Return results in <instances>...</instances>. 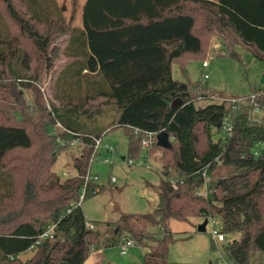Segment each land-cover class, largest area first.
I'll return each instance as SVG.
<instances>
[{
  "label": "trees",
  "instance_id": "16d2710c",
  "mask_svg": "<svg viewBox=\"0 0 264 264\" xmlns=\"http://www.w3.org/2000/svg\"><path fill=\"white\" fill-rule=\"evenodd\" d=\"M69 5L66 19L57 0H0V89L8 81L19 103L22 88L37 79L30 72L38 62L36 75L43 64L53 70L57 102L47 108L35 98L33 116L0 123V210L7 209L0 217V264H84L91 253L123 240L121 246L131 241L149 249L143 264H174L167 258L175 239L167 223L197 217L217 219L227 237L239 235L224 252L230 264H250L254 252H264V90L236 109L225 102L197 108L194 92L173 78L172 68L208 51L215 36L222 41L216 56L241 45L264 61V0H86L81 28L73 26L77 0ZM106 108H116V125L129 135L128 162L139 157L149 133L156 148L162 131L172 146L161 148L165 180L157 208L121 214L100 231L97 222L87 227L73 204L84 185L91 138L103 132L83 131V123ZM226 119L232 133L223 138ZM74 142L84 149L74 159L76 175L61 182L50 168ZM22 150H33L26 167L10 166V154ZM97 186L87 183L84 198L95 196ZM204 186V196L195 193ZM16 196L20 208L11 210ZM49 226L51 237L39 238ZM154 227L161 230L153 233ZM29 250L32 256L21 260Z\"/></svg>",
  "mask_w": 264,
  "mask_h": 264
},
{
  "label": "rangeland",
  "instance_id": "374dc122",
  "mask_svg": "<svg viewBox=\"0 0 264 264\" xmlns=\"http://www.w3.org/2000/svg\"><path fill=\"white\" fill-rule=\"evenodd\" d=\"M58 3L65 6L64 15L67 19L70 12L69 0H58ZM80 23L78 13L73 21V26H80ZM221 47L220 38L216 36L210 38L207 43L208 51L203 52L198 58H191L182 68L176 65L172 68L173 78L189 84L191 92H194V98H196L194 104L197 108L221 101H225V104L228 105L230 99H242L243 101L245 97H251L254 93L264 90V83L261 82L264 78V61L241 45L234 46L231 55L216 56V52ZM203 62L207 63L205 68L202 65ZM38 66V62L33 63L30 75L31 77L37 76V79L32 80V87L22 88L23 96L20 97L19 103H14L16 92L13 94L6 89L8 81H2L6 88L0 89V123L21 124L20 120H24L29 115L33 116L35 114L33 108H36L37 104L35 98L38 99L39 104L47 108H49V103L57 105V102L52 98L51 86L55 76L53 70H43V64L40 66L42 70L36 75ZM204 75L207 78H204ZM203 93L206 96L197 97L198 94ZM115 110L116 108H106L101 115L87 118L83 123L85 125L83 131L99 133L107 131L102 137V144H109L116 148L114 154L107 153L103 148L98 150L97 155L93 158L90 174L98 176V181L95 184L99 185V193L84 198L81 203L82 214L86 222L91 225L97 222L100 231L104 230L108 223L115 222L121 214L152 213L158 204V188L165 180L162 163L159 161L162 156H165V153L161 148H156L154 144L150 143L146 149L142 148L139 157L131 159V163L128 162L129 135L123 127L116 125ZM18 111H21L23 115L21 116L20 112L18 116ZM53 127L57 134L62 130L58 124ZM217 138L218 134L214 132L213 140ZM83 150L82 145H74L60 150L55 163L50 168L51 172L61 182L74 177L76 175V170L73 167L74 159L80 157ZM32 153L33 150L15 151L10 154L11 158L8 162L10 166L26 167L25 159H29ZM104 159H108V163H104ZM175 174L173 171L170 172L169 180L174 181ZM112 178L114 182L111 181ZM20 187L22 189L23 184ZM205 189V186L198 189L197 194L204 196ZM20 200L17 196L11 200L8 203L10 209L18 210L21 205ZM6 211L7 209L0 210V217L4 216ZM203 220L202 217H197L190 218L185 222L175 219L168 221L167 226L175 238L168 245L167 258L170 262L174 264H230L223 245L233 238L239 239V235L225 236L224 242L213 243L209 234L210 225H206L205 232L197 231L198 225ZM214 228L220 230V221H216ZM150 230L157 233L161 229L154 227ZM122 244L91 253L93 259L90 262L93 264L144 263L148 248L134 244L121 246ZM211 244L216 249H212ZM122 249L126 251L125 255L120 253ZM33 253V250H29L20 258L25 260ZM250 264H264V252H254L251 255Z\"/></svg>",
  "mask_w": 264,
  "mask_h": 264
},
{
  "label": "built area",
  "instance_id": "2783aa9c",
  "mask_svg": "<svg viewBox=\"0 0 264 264\" xmlns=\"http://www.w3.org/2000/svg\"><path fill=\"white\" fill-rule=\"evenodd\" d=\"M203 67L205 68L207 66V63L206 62H203L202 63ZM204 78H207L206 75H204ZM240 100L242 101V99H230L229 100V103L233 105V108L236 109V104L239 102L240 103ZM221 102H225V101H221ZM138 130L135 129L134 130V133L137 134ZM107 133V131H103L101 133L100 136L98 137H92L91 138V156H90V159H89V166L87 168V172L84 176V185L82 187V190H81V194L79 196V199L78 201L73 204V205H77V206H80L81 207V203L84 199V195H85V192H86V185L87 183L89 182H97L98 181V176L96 175H91L90 174V167H91V164L93 163V158L97 155V152L99 149L103 148L107 153H110V154H114L116 152V148L109 145V144H102V137ZM232 133V125L230 123L229 120H225L223 122V127H222V136L223 138H228L230 137ZM152 141V134H148V138L146 139H143L142 142H141V146L143 149H146L147 147H149L150 143ZM78 142H74L73 144H71L70 146H74L75 144H77ZM104 163H108V159H104L103 160ZM129 163H131V161H129ZM202 176L204 177L205 176V171L202 173ZM112 182H114V179L112 178L111 180ZM171 183L174 187H176V184L174 183V181L171 180ZM95 192H99V188L98 186L95 188ZM197 194V191L195 192ZM67 212H70V210H67ZM207 220V224L211 226V230H210V236H211V240L213 241V243H220V242H224L225 241V235L221 232V228L220 230H217L214 228V224L216 223V221H218L217 219L215 218H206ZM206 224V225H207ZM87 227L89 228H92V225L87 223L86 224ZM54 229V226H49L47 228V231L42 234L39 238H49L51 237V234H52V231ZM126 245H132V242L131 241H128L125 243ZM122 255H125L126 254V251L125 250H121L120 252Z\"/></svg>",
  "mask_w": 264,
  "mask_h": 264
},
{
  "label": "water",
  "instance_id": "95a60500",
  "mask_svg": "<svg viewBox=\"0 0 264 264\" xmlns=\"http://www.w3.org/2000/svg\"><path fill=\"white\" fill-rule=\"evenodd\" d=\"M261 82L264 83V78H262ZM156 144H157V146H159L163 149H167V150L170 149L172 146L171 142L169 140V135L164 131H162L156 135ZM123 160H124V158H123ZM206 224H207V220L204 219L202 221V223L198 225L197 231L205 232L206 231Z\"/></svg>",
  "mask_w": 264,
  "mask_h": 264
},
{
  "label": "crops",
  "instance_id": "0c3cea01",
  "mask_svg": "<svg viewBox=\"0 0 264 264\" xmlns=\"http://www.w3.org/2000/svg\"><path fill=\"white\" fill-rule=\"evenodd\" d=\"M58 1V0H57ZM86 0H77V3H78V6H77V14L79 13V16H80V21H81V14H82V6L84 4ZM81 24V23H80ZM82 24L80 26H76V27H79L81 28ZM98 188H99V185H98ZM99 193V192H98ZM93 256L89 255V257L87 258V260L84 262V264L86 263H91L90 260L93 259L92 258ZM93 264V262L91 263Z\"/></svg>",
  "mask_w": 264,
  "mask_h": 264
}]
</instances>
